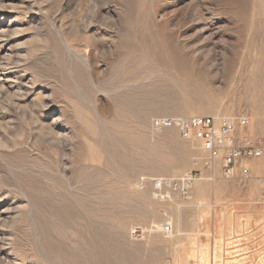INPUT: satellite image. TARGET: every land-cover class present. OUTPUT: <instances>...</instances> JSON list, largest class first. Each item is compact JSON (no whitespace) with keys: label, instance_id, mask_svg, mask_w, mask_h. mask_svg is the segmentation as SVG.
Instances as JSON below:
<instances>
[{"label":"rangeland","instance_id":"rangeland-1","mask_svg":"<svg viewBox=\"0 0 264 264\" xmlns=\"http://www.w3.org/2000/svg\"><path fill=\"white\" fill-rule=\"evenodd\" d=\"M262 82L264 0H0V264H264V157L213 183L200 142L154 126L264 137Z\"/></svg>","mask_w":264,"mask_h":264},{"label":"built area","instance_id":"built-area-1","mask_svg":"<svg viewBox=\"0 0 264 264\" xmlns=\"http://www.w3.org/2000/svg\"><path fill=\"white\" fill-rule=\"evenodd\" d=\"M157 129H176L182 139L200 142L207 156L201 162L210 182L218 180H246L251 175V162L264 157V137L250 132V120L236 117H183L164 118L154 123ZM195 170L179 178L153 180V195L156 200L167 201L174 197L188 199L195 182L202 178ZM169 234L172 228L163 227Z\"/></svg>","mask_w":264,"mask_h":264},{"label":"bare ground","instance_id":"bare-ground-1","mask_svg":"<svg viewBox=\"0 0 264 264\" xmlns=\"http://www.w3.org/2000/svg\"><path fill=\"white\" fill-rule=\"evenodd\" d=\"M5 83V82H4ZM7 89V88H6ZM256 90L258 92V94L260 95V103L262 105V107H264V82L262 83H258V85L256 86ZM122 112V111H121ZM84 194V193H83ZM215 258V257H214Z\"/></svg>","mask_w":264,"mask_h":264}]
</instances>
